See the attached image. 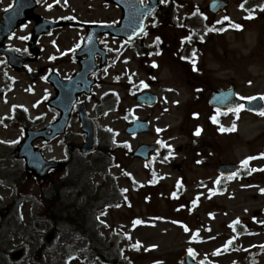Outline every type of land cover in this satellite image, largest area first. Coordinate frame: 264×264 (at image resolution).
<instances>
[{
    "label": "rangeland",
    "instance_id": "374dc122",
    "mask_svg": "<svg viewBox=\"0 0 264 264\" xmlns=\"http://www.w3.org/2000/svg\"><path fill=\"white\" fill-rule=\"evenodd\" d=\"M228 1L227 12L212 18L207 12L209 0H176L174 24L167 22L163 29L153 30L151 23L139 44L145 48L163 38L166 53L142 61L132 49L125 51L126 62L117 69L125 74L122 83L112 86L110 82L96 91L91 105L111 90L120 97L116 111L103 116L91 112L102 127L99 149L104 147L109 156L100 150L86 160L76 159L74 164L81 162L76 184L65 185L63 171L54 172L47 183L30 180L24 165L12 159L14 151L1 150L5 156L0 160V264H63L66 260L67 264H184L182 257L189 249L203 263L264 264V115L241 109L225 112L218 127H210L207 120L213 110L208 104L213 90L232 85L240 97H264V1L248 0L247 10L241 7L246 0ZM72 4L76 8L58 12L57 17L77 12L81 3L72 0ZM195 7L201 13L193 18ZM202 14L211 17L204 20ZM224 21L237 22L242 29H213L214 22ZM189 37L198 40L193 56L199 70L174 61L167 46L176 49ZM137 89L155 93L158 105L147 109L136 103ZM24 102L22 95L15 99L17 104ZM193 112L198 114L196 119L190 116ZM133 119L151 123L150 134H125ZM20 134L9 130L0 136L12 145ZM158 141H163L164 149L155 156L152 169L126 155L139 144ZM53 148L48 150L49 158H65L64 148L57 144ZM245 160L247 164L242 163ZM227 163H241L246 176L222 179L216 170ZM175 165L182 167L181 172L173 170ZM124 174H131L141 188L137 191ZM18 180L24 185L21 192L14 188ZM178 182L184 186L183 199L171 202ZM116 186L130 205L95 215L88 212L84 218L89 235L81 234L66 211L81 212L89 195L100 190L109 193ZM236 223L248 232L234 233L230 226ZM93 235L102 247L116 248L120 255L114 258L103 252L107 261L100 262L90 243L94 239H88Z\"/></svg>",
    "mask_w": 264,
    "mask_h": 264
},
{
    "label": "flooded vegetation",
    "instance_id": "af4514ba",
    "mask_svg": "<svg viewBox=\"0 0 264 264\" xmlns=\"http://www.w3.org/2000/svg\"><path fill=\"white\" fill-rule=\"evenodd\" d=\"M15 1L0 0V22L4 12L14 6ZM75 1L81 3L77 12L57 17L58 12L76 8L72 0H18V15L22 21L14 33L0 36V134L1 131H21L15 138L17 145L12 157H18L16 149L30 129H48V134H51L52 126L62 119L65 108H69L71 117L67 132L62 137L54 136L50 141H36L46 150L53 149L54 144L61 148L75 145L73 155L66 153L69 158L63 166L68 167L70 158L75 160L79 157L75 152L81 143L73 140L77 137L83 140L80 105L86 104L89 114V103L94 98L95 89L110 82L119 84L125 76L117 70L123 61L117 49L124 44L135 48L138 40L128 44L121 38L103 34L98 37L99 47L85 48L87 27L101 23L119 25L122 10L105 0ZM175 1L163 2L159 13L177 6ZM146 2L142 0L143 6ZM58 21L66 26L53 29L51 23ZM101 51H104L103 55ZM84 62L93 73L82 72ZM86 85L91 86L89 93L83 88ZM18 95L24 96L26 102L17 105L15 99ZM94 111H98V106H94ZM76 126L77 131L74 130ZM8 143L0 136V160L4 156L1 150Z\"/></svg>",
    "mask_w": 264,
    "mask_h": 264
},
{
    "label": "water",
    "instance_id": "95a60500",
    "mask_svg": "<svg viewBox=\"0 0 264 264\" xmlns=\"http://www.w3.org/2000/svg\"><path fill=\"white\" fill-rule=\"evenodd\" d=\"M159 1L160 0H154L153 2H151L152 4L149 7H147V15L145 19L142 20V23H141L142 26L140 27L139 31H137V33L134 35V37L139 35L142 32L141 29L144 30L145 21L150 17L151 13H153L155 9L159 6V3H158ZM226 7L227 6L224 2L219 1V0H213L210 4V11L215 14H219L221 11L225 10ZM129 16L130 15L127 14V19L129 18ZM137 100L147 106L148 105L154 106L157 103V98L151 93L140 95L139 97H137ZM240 104H243L245 108L247 107L248 110L253 111V112L264 111V103L262 101V98L257 97L255 100L244 102L240 100L238 97L234 96L233 90L227 91L224 93H222L221 91L217 92L215 96L213 97V99L211 100V105L217 108H220V109H235L236 106ZM84 125H85L84 131L86 132L88 136V139L85 145L83 146V153L85 154V153L94 151L96 136H95L92 126L89 125V123L84 121ZM148 131H149L148 123L138 121V122H135V125L133 127L128 128L127 133L129 132L131 134H139V133L148 132ZM41 134H43V132L32 133L29 135V137L26 138L27 140L24 141L20 145V150H21L20 158L22 157L25 160H27V169L31 172L33 171L36 178L43 181V180L48 179L49 169L53 167L58 168V165L49 164L45 162V160H43L40 154L34 152V150L32 149L31 147L32 141L37 136H41ZM153 148L154 147L152 146L150 147L141 146L139 150L133 153L131 156L133 158L135 157L142 158L143 161L149 162L150 152L153 150ZM239 167H240L239 165L238 166L236 165L222 166L219 168V172L227 176L228 174H233L237 172ZM184 262L186 264H197V263H194V261H192V259L190 258L188 254L187 256L184 257Z\"/></svg>",
    "mask_w": 264,
    "mask_h": 264
},
{
    "label": "trees",
    "instance_id": "16d2710c",
    "mask_svg": "<svg viewBox=\"0 0 264 264\" xmlns=\"http://www.w3.org/2000/svg\"><path fill=\"white\" fill-rule=\"evenodd\" d=\"M113 195L115 197H113ZM88 207L83 208L81 210V212H79L78 209H75L74 212L75 214L72 215V221L74 223H77V225L79 227L83 226L85 224V218L84 216L88 213V210L91 209V212L96 213L95 211H97L98 209H103L105 207H109L110 205L116 204V205H120L122 202V197L121 195H117V190L114 189L112 190V194H109L105 191H99L98 194L94 195V196H90L88 197ZM81 233L84 234V230L83 228L81 229ZM85 235V234H84ZM99 242L97 243V245L95 246L94 250L95 252H99L100 251V247H99ZM100 248V249H99ZM103 252H105L106 254H110L113 257H116L118 254L117 253V249H107V248H103L102 249ZM116 252V253H115ZM100 258L102 260H104L103 255H100Z\"/></svg>",
    "mask_w": 264,
    "mask_h": 264
},
{
    "label": "snow or ice",
    "instance_id": "6c2138e0",
    "mask_svg": "<svg viewBox=\"0 0 264 264\" xmlns=\"http://www.w3.org/2000/svg\"><path fill=\"white\" fill-rule=\"evenodd\" d=\"M241 7H243V5H241ZM225 19H228L227 17H225ZM219 23V22H218ZM236 27L237 28H239V27H241L240 25H236ZM142 31H143V29H141ZM210 30H213V29H210ZM22 39H26V37H22ZM190 39V38H189ZM157 40H159V37L157 38ZM145 86H147V85H145ZM262 98H264V97H262ZM241 99H248V100H251V99H254V98H252V97H241ZM244 107V105L243 104H240V105H237L236 106V108H235V111L238 113L239 111H240V109H242ZM217 111H219V109L217 110ZM261 114L262 115H264V112H261ZM212 119H213V121H215L216 120V117L214 116V117H212ZM221 131H225V129L222 127L221 129H220ZM197 135H199V130L197 131V133H196ZM248 159H253L252 157H249ZM243 164H247L248 163V160H245V161H243L242 162ZM233 175H235V173H233ZM229 178H231V177H229ZM217 183H219V180H217ZM126 191V190H125ZM262 191H264V190H262ZM117 206H119V205H117ZM135 223H137V224H139V223H141V221H139V220H137V221H135ZM189 252L191 253L192 252V250L191 249H189Z\"/></svg>",
    "mask_w": 264,
    "mask_h": 264
}]
</instances>
